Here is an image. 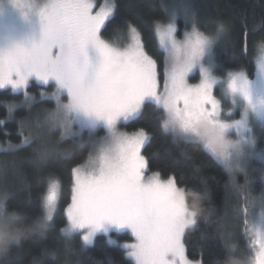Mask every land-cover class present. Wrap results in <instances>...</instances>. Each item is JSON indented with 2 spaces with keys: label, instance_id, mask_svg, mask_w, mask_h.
Here are the masks:
<instances>
[{
  "label": "snow or ice",
  "instance_id": "snow-or-ice-1",
  "mask_svg": "<svg viewBox=\"0 0 264 264\" xmlns=\"http://www.w3.org/2000/svg\"><path fill=\"white\" fill-rule=\"evenodd\" d=\"M8 3L18 12L20 24L3 22L0 0V90L22 95L20 103L29 109L41 102L37 95L54 104L43 109L44 120L37 121L28 135L23 132L25 121H20L22 139L11 147L31 146L44 133L59 131L61 141L73 140L65 158L74 155L75 147L89 149L83 161L71 167L70 197L62 213V181L51 172L38 194L39 213L29 218L15 210L24 223L34 225L28 236L45 235L61 214L59 233L66 252L75 251L71 241L76 236L84 246L94 245L98 234L107 244L117 245L111 234L128 232L132 241L119 246L134 264H204L202 250L196 259L189 258L186 237L202 215L205 219L210 215L203 207L207 194L189 188L174 172L165 177L151 170L149 157L143 154L149 132L144 127L132 131L121 127L151 104L159 109L160 127L174 142L196 143L223 165L243 201L239 211L247 251L237 256L234 234L222 223L223 253L217 254L214 264H264V199L257 218L249 219L250 207H256V197L250 195L249 160L253 156L264 160V150L256 151L257 126L264 135V43L255 47L252 74L242 67L221 74L215 48L233 24L218 20L213 33L202 31L187 0L165 8L166 19L154 22L158 50L153 53L131 22L125 21L119 42L105 36L118 10L116 0ZM181 15L190 24L182 33L177 24ZM157 56L162 57V84ZM194 74L198 82L190 83ZM33 86L40 89L37 94L30 92ZM225 99L231 105L227 117ZM15 107L8 103L7 113ZM84 130L87 140L75 139ZM33 151L40 162H47L49 153L42 144ZM237 170L243 185L235 182ZM260 179L264 182V169ZM9 198V192L0 191V222L5 224L12 222L6 211L14 210Z\"/></svg>",
  "mask_w": 264,
  "mask_h": 264
},
{
  "label": "trees",
  "instance_id": "trees-1",
  "mask_svg": "<svg viewBox=\"0 0 264 264\" xmlns=\"http://www.w3.org/2000/svg\"><path fill=\"white\" fill-rule=\"evenodd\" d=\"M197 14V22L202 31L213 33L216 22L224 20L233 24L228 36L221 40L215 48L217 71L221 74L227 70L246 69L249 74L254 71L253 56L255 47L264 43V0H189ZM98 3L103 0H97ZM118 10L114 20L108 25L105 36H111L119 42L123 38L125 21L135 24L142 36L146 49L150 52L158 50V41L154 31V22L166 19L165 8L171 0H116ZM179 24H181L179 22ZM245 25L248 29L245 35ZM181 31V30H180ZM160 64L161 81H163L162 57H155ZM51 89H49L50 91ZM36 86L30 92L37 94ZM37 100L30 109L21 104L23 96L13 94L10 90H0V144L4 147L0 151V166L7 168L10 178L5 191L10 193L8 204L17 211L28 213L29 218L39 213L38 194L44 188V180L49 173H54L62 181V198L60 211L70 197L71 167L76 161H83L89 150L85 147H75L74 155L65 158V150L73 148V140L61 141L59 131L44 133L42 140L31 146L14 149L11 145L20 143L22 137L20 121H25L23 132L28 135L34 131L35 118L43 109L54 107L47 99ZM15 103L17 107L7 113L6 105ZM7 113V114H6ZM159 109L149 104L145 106L142 115L124 125V130L132 131L144 127L151 139L143 149V154L149 157V166L153 171H160L163 176L176 173L189 188L206 193L203 207L210 215L207 219L202 215L198 224L191 229L186 237L187 255L196 259L202 250L204 264H214L217 254H222V244L219 239V229L224 223L229 230L228 217L231 211L239 208L240 194L234 189L229 172L223 165L203 151L196 143H176L172 137L160 127ZM32 124V125H31ZM8 133V135H6ZM79 141H86V137H75ZM47 149L49 156L46 163L40 162L38 153L33 149L41 145ZM261 146V147H260ZM259 148H264L259 145ZM235 182L245 184L240 173L235 172ZM252 178V177H251ZM255 183V182H254ZM250 186V194L258 192V185ZM233 187V188H232ZM233 222V221H232ZM62 215L58 214L55 224L45 235L27 236L18 245L11 246L7 255L0 256V264H134L125 256L119 246L130 242L127 233L111 235L118 240L117 245H109L103 234H98L92 246H84L79 236L71 241L75 250L66 252L64 238L59 233ZM235 223V222H233ZM239 224H234L233 241L237 248H242L244 238L240 234ZM231 231V230H229ZM81 247L84 248L80 251Z\"/></svg>",
  "mask_w": 264,
  "mask_h": 264
},
{
  "label": "rangeland",
  "instance_id": "rangeland-1",
  "mask_svg": "<svg viewBox=\"0 0 264 264\" xmlns=\"http://www.w3.org/2000/svg\"><path fill=\"white\" fill-rule=\"evenodd\" d=\"M2 2H3V7H4L3 22L8 24V25H10V26H12V25L18 26L20 24V19H19L18 12L8 3V0H2ZM178 2H180V0H171V3L169 4L168 8H170L172 4L178 3ZM187 3L190 4V1L187 0ZM179 22L181 24H179ZM177 24L179 25L181 33L183 32V30H185V28H188V30H190V24L185 19V17L183 15H181V16H179L177 18ZM215 59H216V63H217L216 55H215ZM217 66H218V63H217ZM162 82L163 81H161V84H162ZM196 82H198V75L194 74L193 78L190 80V83H196ZM230 107H231V105H230L229 101L227 99H225L224 100V108H225V116L226 117H227L228 109ZM237 112H238V109H237ZM236 114H237L236 112H233V116H236ZM44 118H45V113H44V111H42V112H40V114L36 115L35 123L37 121H41L42 122L44 120ZM123 126L124 125L121 126L122 130H124ZM256 132H257V134L259 136V139L257 141V149H256V151L259 153L261 150H264V148H259V145H262L264 147V135L260 134L259 126H257V128H256ZM100 134L102 135L103 133L101 132ZM88 135L89 134H88L87 130H84L83 133L81 134V136L86 137V139L88 138ZM2 149H4V147L0 144V151ZM261 169H264V160H261L259 158V156H253L252 158H250V160H249V171H250V175L252 177V184H253V185L251 184L252 187L254 185H256V182H258V179L260 181V184L257 187L259 191L256 192V193L250 194L251 196H255L256 197V207H254V208L250 207V209H249V219L250 220H253V219L257 218V214H258V210H259V206H260L261 200L264 199V182H262L261 179H260V171H261ZM236 172L240 173L238 170ZM241 176H242V180H244V177H243L242 174H241ZM9 178H10V174L8 173L7 168H5L4 166H0V191H5ZM240 202L241 203L239 204L240 205L239 208L235 209L234 212L232 210L230 216L227 218L228 221L232 220L233 222H235L237 224V226H238V224L240 225L239 226L240 234L242 233L243 238H244L243 247L242 248H237V251H236L237 256H240V255H242L243 253H245L247 251L246 244H245L246 237H245V235H244V233L242 231V229H243V215L239 211V209L243 205L242 199H241ZM232 221L229 222L228 226H229V230H231V232L233 233V232H235L234 231V229H235L234 228V224L235 223H233ZM113 233H115V232H113ZM124 233L129 234V236L131 237L130 233H128V232H124ZM115 234H117V233H115ZM235 237H236V235L234 234L233 235V240H234ZM132 239H131V241H132ZM233 242L235 243V241H233Z\"/></svg>",
  "mask_w": 264,
  "mask_h": 264
},
{
  "label": "clouds",
  "instance_id": "clouds-1",
  "mask_svg": "<svg viewBox=\"0 0 264 264\" xmlns=\"http://www.w3.org/2000/svg\"><path fill=\"white\" fill-rule=\"evenodd\" d=\"M6 215L12 222H0V256L5 255L13 244H18L26 238L34 226L24 223L23 217L15 210H7Z\"/></svg>",
  "mask_w": 264,
  "mask_h": 264
}]
</instances>
